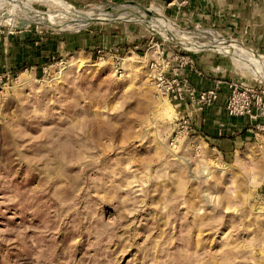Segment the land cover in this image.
I'll list each match as a JSON object with an SVG mask.
<instances>
[{
    "label": "rangeland",
    "instance_id": "rangeland-1",
    "mask_svg": "<svg viewBox=\"0 0 264 264\" xmlns=\"http://www.w3.org/2000/svg\"><path fill=\"white\" fill-rule=\"evenodd\" d=\"M188 7L0 0V264H264V132L223 150L198 118L185 130L146 57L157 44L264 87L226 49L184 42L264 52Z\"/></svg>",
    "mask_w": 264,
    "mask_h": 264
},
{
    "label": "crops",
    "instance_id": "crops-1",
    "mask_svg": "<svg viewBox=\"0 0 264 264\" xmlns=\"http://www.w3.org/2000/svg\"><path fill=\"white\" fill-rule=\"evenodd\" d=\"M184 11V10H183ZM190 20L206 25L225 35L237 36L249 41L256 50L264 52V4L262 0H190L189 7L185 9ZM197 66L206 73L205 77L197 76L190 67L185 74L198 89H209L216 78L222 77L221 64L218 60L205 62L202 58L193 57ZM204 66L202 68L201 66ZM218 67V68H217ZM221 71V72H220ZM229 79V78H228ZM227 90L224 89L218 101L197 114L193 111L195 106H185L193 120H197L196 129L216 147L221 149L235 148V144L245 138L249 120L245 117H231L225 111ZM193 108L194 110L192 111ZM201 111V112H200Z\"/></svg>",
    "mask_w": 264,
    "mask_h": 264
},
{
    "label": "built area",
    "instance_id": "built-area-1",
    "mask_svg": "<svg viewBox=\"0 0 264 264\" xmlns=\"http://www.w3.org/2000/svg\"><path fill=\"white\" fill-rule=\"evenodd\" d=\"M180 6L190 4V0H173ZM264 4V0H262ZM255 51L254 49L250 48ZM120 52L119 49L116 50ZM256 52V51H255ZM259 54V53H258ZM117 60H121L118 56ZM148 58V75L157 90L169 101L182 107L178 112V121L185 130H194L192 116L184 111L185 106H195L203 110L214 105L224 89L227 90L225 111L231 117H245L249 120V132L254 128L264 132V123L255 122L264 119V87L241 80L216 78L209 89L198 90L184 73L187 67L200 77L206 73L195 67V61L189 53L173 51L166 54L160 45H154L146 53Z\"/></svg>",
    "mask_w": 264,
    "mask_h": 264
},
{
    "label": "bare ground",
    "instance_id": "bare-ground-1",
    "mask_svg": "<svg viewBox=\"0 0 264 264\" xmlns=\"http://www.w3.org/2000/svg\"><path fill=\"white\" fill-rule=\"evenodd\" d=\"M95 16V15H93ZM94 19H89V18H82L81 19V22H80V26H84L90 22H92ZM99 20V19H97ZM140 21H142L140 19ZM142 22L145 23V21L143 20ZM148 27V26H147ZM156 28H158V26L155 25ZM162 28L159 27V29H157V32L158 30H161ZM156 30V29H154ZM159 33V32H158ZM162 33V32H161ZM163 34V33H162ZM172 34V33H171ZM166 35V36H170L169 33L165 32L163 34V36ZM171 37V36H170ZM174 37V36H173ZM176 38V37H174ZM178 38V37H177ZM184 38V37H183ZM186 38H184L185 40ZM197 39V38H195ZM194 39V40H195ZM172 40V39H171ZM183 40V41H184ZM215 40L217 41H210V42H200V41H196V42H190V41H187V42H184L185 45H194V46H197V47H201V46H210L211 48H223V49H226L229 53H231L235 59L241 63L242 65L246 66V71L250 72L251 74L255 75L257 78H259L260 80L264 81V60H263V56L261 54H258L257 52L249 49L248 47H245L243 46L242 44L240 43H228L226 42L223 38H216ZM233 40V39H232ZM178 42V41H177ZM181 42V41H180ZM243 43V42H242ZM238 46L240 47H243L244 49H246L248 51V53L251 55V59L255 60V62L257 64H259V67L257 68H253L251 66V62H249L245 57H243L242 55H240L237 50H238ZM250 59V60H251ZM253 60H251L253 62ZM254 78V77H253ZM168 104V103H167Z\"/></svg>",
    "mask_w": 264,
    "mask_h": 264
}]
</instances>
